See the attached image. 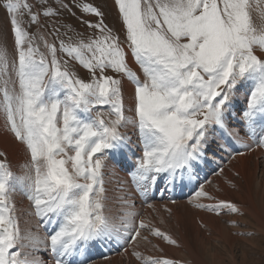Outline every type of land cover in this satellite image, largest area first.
Returning a JSON list of instances; mask_svg holds the SVG:
<instances>
[{"label":"snow or ice","instance_id":"6c2138e0","mask_svg":"<svg viewBox=\"0 0 264 264\" xmlns=\"http://www.w3.org/2000/svg\"><path fill=\"white\" fill-rule=\"evenodd\" d=\"M114 4L119 30L99 7L75 0L0 3L12 37L9 45L0 30V117L24 151L13 170L0 150V264H91L93 247L131 248L138 264H179L138 250L151 238L178 241L150 220L137 221L121 172L146 198L187 189L197 209L243 215L205 185L209 172L224 175L226 158L245 154L237 145L264 147V0ZM73 7L94 14L80 19L91 31L63 19L65 10L75 15ZM113 181L118 218L108 210ZM17 193L31 202L44 235L22 231Z\"/></svg>","mask_w":264,"mask_h":264},{"label":"rangeland","instance_id":"374dc122","mask_svg":"<svg viewBox=\"0 0 264 264\" xmlns=\"http://www.w3.org/2000/svg\"><path fill=\"white\" fill-rule=\"evenodd\" d=\"M2 2L3 0H0V3ZM28 2L35 3V0H28ZM64 2L69 3L71 6L73 0H64ZM75 2L99 7L105 13V23L113 27L114 30L120 29L121 24L114 0H75ZM55 3L58 4L59 0H55ZM71 10L75 15L72 16L65 10L63 19L70 22L76 31H91L85 29L80 24V19L96 20L97 18L94 14L84 13L76 7H73ZM253 15L255 17L256 13H253ZM52 19L55 18L41 17V22H50ZM24 20H27V16L24 17ZM9 28L6 10L4 7H0V30L8 37L10 45L12 37ZM33 30L34 28L29 29V31ZM63 31L64 29H61V32ZM48 39L50 42L52 41V37H48ZM129 62L133 69L139 72V67L135 64L130 53ZM76 70L82 77H87V71L82 67H77ZM127 95L128 89H126ZM128 104H130V100H126V106ZM2 125L3 119L0 117V136L8 135L11 138V144L13 142L18 144L12 134L3 128ZM133 139H135V136ZM4 146L0 143V150L7 152L8 159L13 165V170H17L16 165L24 159L23 146L20 145L12 148L10 145V150ZM246 157L247 160L244 159L243 162L240 160L241 156L240 158L239 156L236 157V159L231 161V165H227L223 176H213L211 179L209 178L211 183L208 186L205 185V189L216 195L219 199L236 203L241 208L243 215L230 213L227 210H223L220 215L201 213L192 204L188 203V199H177L175 200L176 204H172L170 200L164 199L161 202H155V208L146 209V211L145 208L138 206L134 208L136 212L140 208L137 221L139 219L150 220L178 241V245H171L159 238H151V244L141 242L140 246L146 249L149 254L152 253L151 255L173 259L178 261L179 264H264V217H262L264 216V159L260 157L257 149L253 150L251 157ZM15 159L16 161H14ZM235 172H239L240 176L235 177L233 175ZM125 176V174L120 173V177L129 183L128 178ZM225 178L233 180L236 186L232 187L227 183ZM127 190L131 191L130 188H127ZM119 196L117 192L116 202L112 203L114 209L120 204ZM133 198H136L134 193L132 195ZM14 199L22 231L30 229L34 232H40V235H44L46 231L42 233L41 230L33 228L40 224V220L34 215V210L30 208L31 202L20 193H17ZM204 202L209 203L210 201L204 200ZM164 205L172 209L171 214L164 209ZM121 209L117 211L119 214H113V216L117 218L121 216ZM29 213H33V215ZM111 213L114 212L111 210ZM231 221H236L237 223L234 225ZM153 245H158L159 247L154 248ZM117 257L122 258L123 256L119 255ZM103 264H120V262H118L117 258H112L104 261ZM121 264L132 263H125L123 259Z\"/></svg>","mask_w":264,"mask_h":264},{"label":"bare ground","instance_id":"6f19581e","mask_svg":"<svg viewBox=\"0 0 264 264\" xmlns=\"http://www.w3.org/2000/svg\"><path fill=\"white\" fill-rule=\"evenodd\" d=\"M5 136V137H4ZM4 138V139H3ZM11 138H10V136H8V135H3V136H0V143L1 144H3V145H5L9 150L11 149V147L12 148H15V147H17V146H20L19 145V143L17 144V143H15V142H13L12 144H11ZM10 145H11V147H10ZM4 146V147H5ZM18 150V149H17ZM20 151V150H19ZM11 152V151H10ZM252 153H253V151H251V152H246V154H244L243 156H241V158H240V156H239V158H240V160L243 162L244 161V159L245 160H247V157L246 156H248V157H251V155H252ZM12 157V156H11ZM23 157V156H22ZM13 158H14V156H13ZM14 161H16V159L14 160ZM242 164V163H241ZM240 164V165H241ZM262 180V179H261ZM263 182V181H262ZM262 184V183H261ZM212 185V184H211ZM107 187H108V189H109V191H108V196L110 197V199H109V201H108V210H109V212H110V214L111 215H113V214H119L117 211L118 210H120L121 208H122V205H121V203L119 204V205H117L116 206V209H114V207H113V205H112V203L115 201V199H116V195H117V192H118V194L119 195H121V193H120V191H119V187H118V185L115 183V181H113L112 183H110V184H108V185H106ZM116 187H117V191H116ZM263 187V186H262ZM262 190V189H261ZM260 190V191H261ZM249 192V191H248ZM259 192V191H258ZM263 192V191H262ZM261 193V192H260ZM112 195V196H111ZM262 196V195H261ZM258 197V196H257ZM260 199V198H259ZM261 199H262V197H261ZM116 202V201H115ZM263 202V201H262ZM264 203V202H263ZM117 204V203H116ZM262 205V204H261ZM252 207V206H251ZM255 209V208H254ZM111 210L114 212V213H111ZM251 212V211H250ZM257 213V212H256ZM258 214V213H257ZM28 216H29V214H28ZM262 217H264V216H262ZM24 218V217H23ZM250 218V217H249ZM27 219V218H26ZM252 219V218H251ZM250 219V220H251ZM256 221V220H255ZM250 224V223H249ZM263 224H264V222H263ZM254 225V224H253ZM259 225V224H258ZM193 226V225H192ZM256 226V225H255ZM260 234V233H259ZM209 250H210V248H209ZM208 250V251H209ZM210 252V251H209ZM205 254V253H204ZM211 254H212V252H211ZM214 255V254H213ZM209 256H212V255H209ZM214 257H216V256H214ZM212 258V257H211ZM210 259V258H209ZM215 259V258H214ZM217 259V258H216ZM211 260V259H210ZM216 261V260H215ZM214 261V262H215ZM213 264V263H212Z\"/></svg>","mask_w":264,"mask_h":264}]
</instances>
